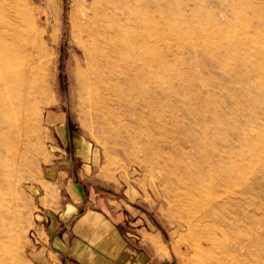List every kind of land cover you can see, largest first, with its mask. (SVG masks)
<instances>
[{
    "label": "rangeland",
    "instance_id": "374dc122",
    "mask_svg": "<svg viewBox=\"0 0 264 264\" xmlns=\"http://www.w3.org/2000/svg\"><path fill=\"white\" fill-rule=\"evenodd\" d=\"M0 56V264L72 133L146 187L172 264H264V0H0Z\"/></svg>",
    "mask_w": 264,
    "mask_h": 264
},
{
    "label": "crops",
    "instance_id": "0c3cea01",
    "mask_svg": "<svg viewBox=\"0 0 264 264\" xmlns=\"http://www.w3.org/2000/svg\"><path fill=\"white\" fill-rule=\"evenodd\" d=\"M67 138L43 169V186L57 197L37 198L45 205L34 215L38 246L28 264H172L169 233L153 218L146 187L100 173L99 152L74 133L67 150Z\"/></svg>",
    "mask_w": 264,
    "mask_h": 264
},
{
    "label": "bare ground",
    "instance_id": "6f19581e",
    "mask_svg": "<svg viewBox=\"0 0 264 264\" xmlns=\"http://www.w3.org/2000/svg\"><path fill=\"white\" fill-rule=\"evenodd\" d=\"M94 26L95 25H91L88 28H86V33L92 35L93 30H94ZM89 64H91V63H89ZM8 67H9L8 62L6 60L2 59L0 56V72L5 71ZM83 77L87 80L89 88H91L93 90V92H96L97 82L95 79L96 78L95 77V69L92 65H90V67L88 68L87 72L84 74ZM202 264H205V262Z\"/></svg>",
    "mask_w": 264,
    "mask_h": 264
}]
</instances>
